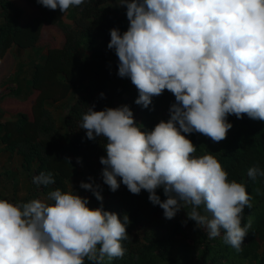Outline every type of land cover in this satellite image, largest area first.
Listing matches in <instances>:
<instances>
[{
  "label": "clouds",
  "instance_id": "clouds-1",
  "mask_svg": "<svg viewBox=\"0 0 264 264\" xmlns=\"http://www.w3.org/2000/svg\"><path fill=\"white\" fill-rule=\"evenodd\" d=\"M36 2L65 14L86 0ZM117 6L126 8L129 21L123 33L110 30L107 47L118 57L117 75L131 80L138 91L134 102L143 108L165 90L175 102L170 118L150 131L137 125L128 105L88 107L79 128L88 140L106 141L99 161L103 184L112 192L121 184L132 194L147 191L168 220L190 207L183 224L194 221L208 239L222 237L241 251L251 227L241 226L251 196L243 183L228 180L214 155L195 156L196 146L185 134L220 142L233 127L230 115L264 121V0H119ZM247 175L255 180L264 170L253 166ZM33 183L48 186L55 180L41 172ZM80 188L101 205L91 208L87 197L59 188L47 200L0 199V264H85V259L103 264L105 256L123 258L129 216L103 208L100 184L82 181ZM161 188L164 200L157 195Z\"/></svg>",
  "mask_w": 264,
  "mask_h": 264
},
{
  "label": "trees",
  "instance_id": "trees-1",
  "mask_svg": "<svg viewBox=\"0 0 264 264\" xmlns=\"http://www.w3.org/2000/svg\"><path fill=\"white\" fill-rule=\"evenodd\" d=\"M28 1L37 8L38 15L21 24L22 9L11 0H0V61L12 46L20 50L34 48L44 25L57 27L63 33L64 43L60 48L48 49L44 58L34 63L25 97H21L23 87L17 79L0 88V104L7 99L23 102L32 92H37L29 113L18 112L14 119L0 122V144L11 156L20 158L22 169L31 173L32 179L41 172L52 173L54 184L38 185L44 194L57 188L68 192V180L76 176V165L46 104L59 102L71 90L79 89L64 116L66 132L80 152L87 183L101 185L103 208L121 218L127 214L131 221L127 227L130 238L122 242L127 250L125 255L123 258L105 256L103 264H264V176L251 180L247 175L253 166L264 170V121L247 115L243 119L230 115L228 122L233 127L220 142H213L200 133L185 134L196 146L195 156L214 155L228 173V180L243 183L251 196L252 207L244 208L241 221V226L250 222L251 227L242 250L237 252L224 244L222 237L208 239L205 231L195 227L194 221L183 224L190 207L181 209L168 220L163 209L149 201L147 191L132 194L121 184L112 192L99 176L97 168L103 167L99 161L106 155L103 147L106 141L102 137L88 140L85 130L79 128L89 106L95 105L94 110L100 111L128 105L137 125L143 131H150L161 120L170 118L169 108L175 102L174 95L165 90L153 97L148 108H143L134 102L138 91L131 80L117 75L118 57L107 45L111 29L118 28L123 33L129 26L126 16L121 23L120 8L112 4L119 0H86L65 14L59 9L45 8L36 0ZM67 14L71 25L62 20ZM100 93H104L103 98ZM157 195L161 200L166 199L162 188L157 189ZM89 196L94 208L101 205L91 191ZM200 211L207 214L203 208ZM140 228L142 234L138 236ZM85 264L92 262L85 259Z\"/></svg>",
  "mask_w": 264,
  "mask_h": 264
},
{
  "label": "rangeland",
  "instance_id": "rangeland-1",
  "mask_svg": "<svg viewBox=\"0 0 264 264\" xmlns=\"http://www.w3.org/2000/svg\"><path fill=\"white\" fill-rule=\"evenodd\" d=\"M15 5L19 6L23 15L21 17V24L29 20L30 18L38 15V10L28 0H11ZM119 1L113 2L114 6H117ZM119 7V6H117ZM122 13L121 23H123L126 16V8L119 7ZM72 9V7H70ZM62 20L66 24L72 23L68 14L65 15ZM62 32L51 25H44L39 40L36 46L32 49L20 50L15 46H12L8 51L6 57L0 63V88L4 84L14 83L17 79L19 84L23 87V93L21 97H25L26 86L28 79L33 70L34 63L41 61L47 50L51 48H60L64 43V36ZM79 89L75 88L71 90L69 95L56 103L47 102L46 107L52 113L58 132L63 136V143L70 151L74 163L76 165V176L68 180V191L74 190L75 193L82 197L89 199V207L94 208L93 201L89 196V191L80 188V183L86 182L88 178L85 170V166L82 163H77V157H80V152L74 145L72 137L66 132L64 126V116L75 101L78 95ZM37 92H32L26 101H12L11 99L5 100L0 104V122L14 119L15 114L18 112L29 113L30 106ZM103 167H98L99 176L101 177V171ZM32 174L25 172L20 165V158L17 156H11L6 152L3 146L0 144V196L2 199H7L12 203H26L33 199L47 200V195L44 194L38 185L33 183ZM51 203V201H49ZM142 229H137V235L141 236Z\"/></svg>",
  "mask_w": 264,
  "mask_h": 264
},
{
  "label": "crops",
  "instance_id": "crops-1",
  "mask_svg": "<svg viewBox=\"0 0 264 264\" xmlns=\"http://www.w3.org/2000/svg\"><path fill=\"white\" fill-rule=\"evenodd\" d=\"M9 50H10V49H9ZM9 50H8V51H9ZM8 51H7V53L5 54L4 58H5V57H6V55L8 54ZM4 58H3V59H4ZM3 59H2V60H3ZM2 60L0 61V63L2 62Z\"/></svg>",
  "mask_w": 264,
  "mask_h": 264
}]
</instances>
